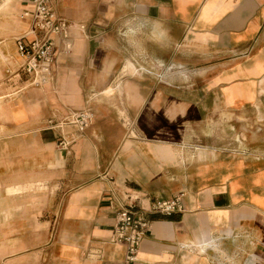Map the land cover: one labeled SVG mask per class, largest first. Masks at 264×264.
Listing matches in <instances>:
<instances>
[{"label":"crops","instance_id":"0c3cea01","mask_svg":"<svg viewBox=\"0 0 264 264\" xmlns=\"http://www.w3.org/2000/svg\"><path fill=\"white\" fill-rule=\"evenodd\" d=\"M53 8L84 31L58 53L55 87H21L0 104V264H264V154L197 150L193 160L140 140L121 118L133 112L137 129L156 137L158 112L173 107L264 112V0H54ZM21 21L27 29L14 48L31 39ZM152 63L182 69L169 75L187 83L181 99L157 75L134 77L137 64ZM115 73L140 81L109 87ZM114 94L116 103L105 102ZM82 109L91 126L59 150L47 122ZM179 194V212L147 213L135 260L125 262L124 246L109 242L115 213L130 204L147 212Z\"/></svg>","mask_w":264,"mask_h":264},{"label":"rangeland","instance_id":"374dc122","mask_svg":"<svg viewBox=\"0 0 264 264\" xmlns=\"http://www.w3.org/2000/svg\"><path fill=\"white\" fill-rule=\"evenodd\" d=\"M5 0H0V4ZM20 0H8V15L4 16L3 11L0 10V104L6 100L12 99L10 96L17 89L25 87L26 84L23 82V78L18 77L12 78L13 74L18 65H12L11 56L12 53L15 54L14 39L22 34L24 27L20 15L22 13L21 8H17L20 4ZM23 5V3H22ZM6 8V9H7ZM20 31V32H17ZM25 31V30H24ZM129 61H125L122 72H125V77L132 75L128 68ZM159 65V66H158ZM16 67V68H15ZM178 65H163L160 63L152 64H137L136 70L138 75L134 77H140V73L145 75V73H152L154 77L158 76V83H166L170 86L173 91H175L178 96L175 98L181 99V90L187 83L182 80L181 74L172 77L169 76L173 73H178L182 69H177ZM15 69V70H14ZM54 74H56V69ZM164 74H168L167 77ZM118 74L115 73L112 79L109 81V87H115L119 85L120 89H127L128 87H133L135 81L139 78L130 79H118ZM55 77L53 76V81L47 84L51 87V84L55 87ZM142 84L146 81L143 80ZM135 80V81H134ZM140 81V80H138ZM54 82V83H53ZM149 82V80H147ZM184 83V84H183ZM46 85V86H47ZM179 97V98H178ZM101 97L95 98L94 102H100ZM105 102H117V96H112V99ZM177 106V105H174ZM211 108L207 105L206 109ZM248 111V109H247ZM121 117L122 119L127 118L128 124L133 128L128 131L136 130L141 135L139 137L136 132L133 131L137 138L142 141L154 140L158 144H167L175 150L182 152V156L186 158L192 157L193 160L197 156V150H203L205 153L215 152L216 156H235V157H250L255 154H264V112L258 111L252 114L249 110L246 113L238 114H228L224 111H203L202 113H188L183 114L181 109L177 107L171 108V111H159L158 121L160 126L157 128V136L150 137L148 135V130L145 128H138L135 119L138 117L134 116V113L129 111ZM167 117V119L165 118ZM119 119V118H118ZM198 120H204L200 124ZM93 122V118L91 124ZM124 123V121H121ZM90 124V126H91ZM89 126V127H90ZM88 127V128H89ZM128 134V133H127ZM147 138V139H145ZM137 141V140H134ZM27 260H25L26 262ZM23 261L19 260L17 264H21ZM31 262L36 264V259H32Z\"/></svg>","mask_w":264,"mask_h":264},{"label":"built area","instance_id":"2783aa9c","mask_svg":"<svg viewBox=\"0 0 264 264\" xmlns=\"http://www.w3.org/2000/svg\"><path fill=\"white\" fill-rule=\"evenodd\" d=\"M54 0H31L29 10L21 13V19L29 22L30 40L21 37L15 42V49L20 58L12 78H23L28 87L41 88L49 84L53 77V69L58 53L68 54L71 49L72 35L83 33L82 25H75L58 16L54 11ZM60 42V49L56 46ZM61 50V51H59ZM92 121V114L88 109L69 112L58 122H47L49 129L57 131V147L66 150L81 136ZM70 127L72 132L63 134L62 129ZM181 195L170 199L152 203L147 212L137 210L132 204L120 208L115 213L109 242L123 245L125 248V262H133L138 246L145 237L148 227V214L169 216L180 211L179 199Z\"/></svg>","mask_w":264,"mask_h":264}]
</instances>
